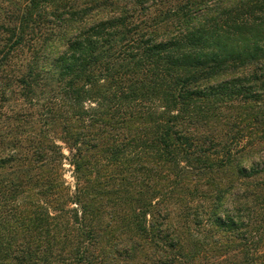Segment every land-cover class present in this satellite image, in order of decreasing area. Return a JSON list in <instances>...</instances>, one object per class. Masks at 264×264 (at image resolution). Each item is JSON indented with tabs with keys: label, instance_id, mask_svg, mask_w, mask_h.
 Listing matches in <instances>:
<instances>
[{
	"label": "trees",
	"instance_id": "16d2710c",
	"mask_svg": "<svg viewBox=\"0 0 264 264\" xmlns=\"http://www.w3.org/2000/svg\"><path fill=\"white\" fill-rule=\"evenodd\" d=\"M247 146L264 150V0H0V264H180L178 177L256 173ZM238 189L193 209L197 264L232 239L227 264H264V181Z\"/></svg>",
	"mask_w": 264,
	"mask_h": 264
},
{
	"label": "rangeland",
	"instance_id": "374dc122",
	"mask_svg": "<svg viewBox=\"0 0 264 264\" xmlns=\"http://www.w3.org/2000/svg\"><path fill=\"white\" fill-rule=\"evenodd\" d=\"M113 1L120 2V0H113ZM56 143L60 146L62 154H64V156L60 160L61 169L59 170V174H61V178L65 182L66 186L69 188V193L73 194L75 190L76 180L74 176L75 175L74 167L69 162L70 152L66 144L62 142V140L56 138ZM248 149L249 147L247 146L246 149L243 151V157H241L242 156L241 154V156L239 157L240 160L238 161V165H242L245 168V170H249L251 167L244 166L243 165L244 161L250 159L255 155L264 153V150L261 149L258 150L255 148L254 152H251ZM245 152H248V155H245L244 154ZM253 163L257 164L256 166L258 172L250 173L249 176L242 177L241 175H237L235 165H232L229 168L219 169L214 171L212 174L208 175V178L205 179L202 178L198 180L191 178V176L193 175L187 176L189 179L193 181L186 178L182 179V177H178V179L180 178L179 179L180 184L184 188L186 187L187 190L189 189L192 190L193 185H195V191H193L192 193L191 201L189 199L191 194H189V197L182 198V196L185 197V195L187 194L186 188H185L186 191L184 193L177 191L173 196H171V198L169 197L168 199V201H170L171 204L169 222L172 225L173 233L177 236V238L178 237L180 238V239L178 238L179 239L178 245L181 246L182 248L181 252L183 254L186 253L188 257V260L186 261L181 260L180 264L198 263L197 261L192 260L191 258L195 252L191 250L193 246L189 243L195 237L206 238L207 243H210L212 241L210 230L206 234H204V236L202 235V233H205V229H208V228H204V226L210 225V223L206 219V214L204 213L202 217V222L205 224L200 225L199 223H197L198 221H196V216L193 214L194 211L193 209L196 208V205H200V204L204 206L205 209H207L209 206H212L214 204H218L219 206L218 209H220V206H222V208L232 209L231 200L230 201L228 200L229 193H226L228 190L231 192L233 188H239L238 190L240 193L243 192L242 189H246V190L248 189L251 190V192L257 190L258 184L264 181V172H263L264 157H262L259 161H253ZM166 171H168L167 168L163 169L162 173H165ZM167 185L168 182L165 181L164 187L167 188ZM257 192L258 193L261 192L260 197L257 200V204L251 202L252 197H254V195L252 196L249 195L250 199L248 201V204L252 206L251 208L252 210H250L248 214L250 216V219L254 217L251 220V222L254 220L257 221V219L264 217V193L262 192V190L259 191L257 190ZM28 193L35 195L32 191H29ZM220 194L222 195V198L218 200L217 197ZM255 197H257V194ZM68 207L72 208V207H76V205L70 204V206ZM232 214H234V212H232ZM198 216L200 217V213ZM149 217L150 216L148 215V219ZM232 242L233 243L228 244L227 247L226 244L224 243L216 242L222 244V245L218 244L220 247L218 254L214 257H211L210 259H202V262L205 264H227L229 261L226 262L225 260L228 259V257L229 260H231V258L233 260L234 257L240 260L238 243L236 242L235 239H232ZM216 243L212 242L210 247L213 248L212 247L213 244ZM174 251L177 252L176 249ZM211 255L212 253H210V256ZM150 262L151 261H145V259H143L142 261H140L139 264H151ZM114 264H123V261L122 259L117 258Z\"/></svg>",
	"mask_w": 264,
	"mask_h": 264
},
{
	"label": "clouds",
	"instance_id": "9594fccd",
	"mask_svg": "<svg viewBox=\"0 0 264 264\" xmlns=\"http://www.w3.org/2000/svg\"><path fill=\"white\" fill-rule=\"evenodd\" d=\"M262 157H264V153L259 154V155H255V156L251 157L250 159L244 161L243 165L246 167H251L253 161H259Z\"/></svg>",
	"mask_w": 264,
	"mask_h": 264
}]
</instances>
